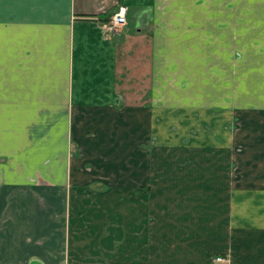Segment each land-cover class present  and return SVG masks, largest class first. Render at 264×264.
<instances>
[{"label":"crops","instance_id":"obj_1","mask_svg":"<svg viewBox=\"0 0 264 264\" xmlns=\"http://www.w3.org/2000/svg\"><path fill=\"white\" fill-rule=\"evenodd\" d=\"M172 1L0 0V264H264V178L216 181L199 159L159 179L119 130L132 93L160 90Z\"/></svg>","mask_w":264,"mask_h":264},{"label":"rangeland","instance_id":"obj_2","mask_svg":"<svg viewBox=\"0 0 264 264\" xmlns=\"http://www.w3.org/2000/svg\"><path fill=\"white\" fill-rule=\"evenodd\" d=\"M178 1L181 7L167 3L172 11L158 30L160 90L132 93V122L119 126L134 132V164L148 162L151 175L172 180L176 167L206 159L216 181L225 171L236 180L240 164L247 179L264 178V0ZM141 186L135 196L144 191L149 198L135 203V213L148 205L151 231L154 184ZM102 189L93 184L88 191ZM214 262L227 258L217 253Z\"/></svg>","mask_w":264,"mask_h":264},{"label":"built area","instance_id":"obj_3","mask_svg":"<svg viewBox=\"0 0 264 264\" xmlns=\"http://www.w3.org/2000/svg\"><path fill=\"white\" fill-rule=\"evenodd\" d=\"M127 8L120 7L111 18L110 29L117 30L127 24Z\"/></svg>","mask_w":264,"mask_h":264}]
</instances>
